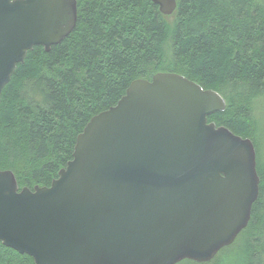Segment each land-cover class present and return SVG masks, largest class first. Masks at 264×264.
<instances>
[{"label":"water","instance_id":"95a60500","mask_svg":"<svg viewBox=\"0 0 264 264\" xmlns=\"http://www.w3.org/2000/svg\"><path fill=\"white\" fill-rule=\"evenodd\" d=\"M170 16L176 0H149ZM76 0H0V95L34 46L75 27ZM226 108L174 73L133 81L76 137L49 187L0 171V242L34 264L206 263L247 226L259 197L248 138L208 123Z\"/></svg>","mask_w":264,"mask_h":264},{"label":"trees","instance_id":"16d2710c","mask_svg":"<svg viewBox=\"0 0 264 264\" xmlns=\"http://www.w3.org/2000/svg\"><path fill=\"white\" fill-rule=\"evenodd\" d=\"M76 2L72 32L47 52L34 46L1 91L0 171L19 190L49 187L77 135L133 81L183 76L224 98L207 122L252 141L260 192L231 245L209 262L178 264H264V162L252 114L264 99V0H176L170 16L149 0ZM0 264L34 262L0 242Z\"/></svg>","mask_w":264,"mask_h":264},{"label":"rangeland","instance_id":"374dc122","mask_svg":"<svg viewBox=\"0 0 264 264\" xmlns=\"http://www.w3.org/2000/svg\"><path fill=\"white\" fill-rule=\"evenodd\" d=\"M172 18L170 17L171 21ZM253 118L257 126L258 144L262 154V162H264V99L253 107Z\"/></svg>","mask_w":264,"mask_h":264}]
</instances>
